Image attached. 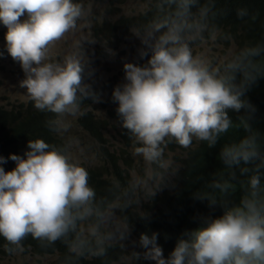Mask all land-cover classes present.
Returning a JSON list of instances; mask_svg holds the SVG:
<instances>
[{
    "label": "clouds",
    "instance_id": "obj_1",
    "mask_svg": "<svg viewBox=\"0 0 264 264\" xmlns=\"http://www.w3.org/2000/svg\"><path fill=\"white\" fill-rule=\"evenodd\" d=\"M83 1L0 0L7 53L25 73L19 81L26 90L25 100L12 103L23 102V108L30 107L45 120H53L56 132L62 134L61 115L79 110L78 123L83 100L98 99L88 109L108 119L107 129L116 121L120 136L121 131L126 133L128 139L121 137L127 145L132 139L133 154L148 166L146 176L131 180L133 192L138 190L142 198L108 200L98 196L85 169L93 166L72 160L67 155L68 142L65 153L47 139H29L23 156L9 153L8 159L15 162L10 170L0 155V237L8 251L0 253V259L16 252L27 254L21 251V241L31 235L42 244L61 240L77 258L104 256L108 247L120 243L124 253L114 264L126 253L134 256L137 264L142 256L151 264H264V133L253 126L248 114L234 121L228 111L251 107L244 93L264 76V41L237 49L234 32L228 29L222 33L212 22L218 15L217 0H154L152 18L142 27L131 28L147 46L139 50L140 56L150 52L146 63L124 62L123 82L115 86L108 78V87L98 98L82 74L86 57L81 40L92 37L77 40L75 50L59 59L51 55L52 46L76 29L85 16ZM147 1L142 11L150 6L151 0ZM237 15H248L247 8H238ZM99 36L98 40L104 37L102 33ZM215 40L234 50L217 59L210 50H203L205 43ZM105 48L104 54L113 47ZM101 49L97 45L95 51L100 54ZM86 66L94 71L91 61ZM107 92H112L107 99L115 111L114 119L108 117L107 102L102 107L106 116L94 110ZM233 128L243 129V134L221 142ZM194 141H203L207 147L220 142L218 157L223 166L193 195L206 199L210 206L219 204L222 213L201 216L198 226L178 238L165 257L157 232L137 236L124 213L132 203L150 199L166 176L177 171L165 156L167 145L189 149ZM107 144L123 165L124 150H112ZM91 147L105 160L94 166L106 164L95 139ZM237 190L240 195L233 199ZM129 229L138 239L131 250L121 242ZM28 253L51 256V260L58 255Z\"/></svg>",
    "mask_w": 264,
    "mask_h": 264
},
{
    "label": "trees",
    "instance_id": "obj_2",
    "mask_svg": "<svg viewBox=\"0 0 264 264\" xmlns=\"http://www.w3.org/2000/svg\"><path fill=\"white\" fill-rule=\"evenodd\" d=\"M124 1L126 0H107L108 9H112V6L118 7ZM216 7L218 15L212 22L222 33H227L228 29L234 32L237 49L246 43H255L258 40L264 41V0H217ZM241 7L247 8L248 15L244 17L237 15V9ZM154 11V0H151L150 6L137 14L120 13L114 19L104 18L99 26L95 28L98 36L100 33L104 36L100 38L103 42L102 45H99L102 48L100 54H104L103 47L120 42L123 36L131 31L132 27L144 26L152 18ZM98 61V59L91 60L93 67ZM94 72L95 70L91 71L85 65L82 74L85 75V82L91 85L99 98L108 85L106 82L101 85L100 81L94 77ZM244 95L251 107L242 108L239 112L229 109V115L235 121L239 115L248 114L253 126L264 133V76L258 77L246 89ZM95 101L90 97L83 100L78 124L84 132L89 133L98 142L107 163L85 168L88 172V183L95 188L98 196L105 197L108 200L115 198L134 199L131 177L127 172V168L120 165L119 156L109 152L105 145L104 133L108 127V119L97 116L93 110L88 109V105ZM105 108L109 119L116 118L115 111L112 106L110 107V104L107 103ZM242 134L243 129L233 128L227 136L221 138V142L237 138ZM121 136L128 139L123 131H121ZM37 137L49 140L50 144L52 141L53 146L66 153L67 135L65 132L62 134L56 132V124L53 120H48V117L45 120L42 114L33 111L30 107L23 108V102H15L10 106L0 105V155L5 157L6 163L4 164L9 170L15 166V162L8 159L9 153L23 156L28 147L27 141ZM219 147L220 142L213 147H207L203 141L190 147L181 159V165L175 172L172 182H168V185L160 192L155 193L150 199L143 200L142 204L132 203L125 209L124 215L128 217L129 226L134 234L139 236L141 232L149 234L153 231L157 232V243L162 247V254L165 257L174 248L178 238L185 236L198 226L201 216H216L222 213V207L219 204L210 206L206 199L200 200L193 195L198 188H201L206 181L212 178L214 172L223 166L218 157ZM239 195L240 192L237 190L233 195V199H237ZM140 211H143L144 215H139ZM21 242H24L21 250L24 253H59L57 258L47 264H69L70 261H72L70 264H83L84 262H86L84 264H97V262L98 264H114L113 262L120 259L124 253L122 245L116 243L112 244L113 248L112 246L107 248L104 256L79 257L81 259H78L68 251L67 245L61 240L54 242L55 246L50 244L49 247V244H42L40 241L32 239L31 235H28ZM5 243L4 238L0 237V253L2 254L8 252L3 247ZM39 245H42L43 248L41 246L39 248ZM140 250H143V248L141 247ZM140 263L151 264L150 260L145 259L143 256L140 258Z\"/></svg>",
    "mask_w": 264,
    "mask_h": 264
},
{
    "label": "rangeland",
    "instance_id": "obj_3",
    "mask_svg": "<svg viewBox=\"0 0 264 264\" xmlns=\"http://www.w3.org/2000/svg\"><path fill=\"white\" fill-rule=\"evenodd\" d=\"M148 4L147 0H126L118 9H108L106 0H85L83 5L86 8V14L77 22V28L69 31L63 38L57 41L51 49V55L53 58L59 59L65 53L75 50V44L77 40L83 37H89L91 39H82L81 45L86 57V64L88 65L92 59L99 58V61L94 66V77L101 82H106L109 78L115 82V86L120 84L124 80L123 63L130 61L133 63L144 64L147 61L150 52H147L143 57L140 56L139 50L146 48L147 46L141 42V39L132 31L129 32L122 42L113 43L110 49H107L104 55L96 52L97 45L101 43L96 35L94 26H98L102 19L113 13H125L132 14L138 13ZM24 17H21L23 19ZM6 32V26L0 24V103L10 105L14 100H25V88L21 87L19 81L24 78L23 72L18 61L13 60L10 54L7 53L5 47L4 34ZM103 49H106L103 47ZM203 50H210V54L214 55L217 59L222 58L229 50H234L233 47H227L217 40L208 41L203 45ZM108 94L112 92L104 93L102 96L103 101L94 106V110L101 116H106L107 112L102 109L104 102H110L107 99ZM112 96V95H111ZM79 115V110L76 114L66 113L61 115L59 124L63 128L67 135L68 142V154L69 157L75 162L85 163L94 166L104 162L103 157H99L95 150L92 149L94 139L87 133H85L76 119ZM119 126L116 121H111L109 128L105 131L107 136L106 142L108 147L112 150L118 149L119 152L123 151V157L121 158L122 164L127 168V172L130 174L132 182L140 177L146 176L148 172V166L143 159L133 154V142L127 145L126 140L120 136ZM198 142H193L196 145ZM188 148H183L174 143L167 145L165 150L166 158L177 169L180 167L181 159L184 157ZM174 174L166 176L165 180L161 183L159 188L155 192H160L168 182L173 181ZM135 198H142V194L137 190L134 193ZM141 199L140 204H142ZM118 213V209L116 210ZM127 250H131L138 244V239L133 235L129 229L127 236L121 241ZM13 256V257H12ZM50 257V258H49ZM51 256H40L36 254H23L16 252L15 254L1 258L0 264H45L51 260ZM2 261V262H1ZM116 264H137L136 258L130 253H126L122 260Z\"/></svg>",
    "mask_w": 264,
    "mask_h": 264
},
{
    "label": "bare ground",
    "instance_id": "obj_4",
    "mask_svg": "<svg viewBox=\"0 0 264 264\" xmlns=\"http://www.w3.org/2000/svg\"><path fill=\"white\" fill-rule=\"evenodd\" d=\"M14 103H15V102H14ZM27 239H28V238H27ZM32 239H33V238H32ZM25 241H26V240H25ZM33 242H34V241H33ZM33 242H32V243H33ZM59 242H60V241H59ZM23 243H24V242H23ZM32 243H31V244H32ZM55 243H56V242H55ZM61 243H62V242H61ZM37 244H38V243H37ZM37 244H36V245H37ZM3 245H4V244H3ZM53 245H54V244H53ZM23 246H24V245H23ZM25 246H26V245H25ZM25 246H24V247H25ZM31 246H32V245H31ZM33 246H35V245H33ZM40 246H41V248H43L42 245H39V248H40ZM54 246H55V245H54ZM56 246H57V245H56ZM60 246H61V245H60ZM62 246H63V244H62ZM37 247H38V246H37ZM44 247H45V246H44ZM49 247H50V244H49ZM58 247H59V246H58ZM58 247H56V248H58ZM32 248H34V247H32ZM45 248H46V247H45ZM47 248H48V247H47ZM112 248H113V246H112ZM37 249H38V248H37ZM61 249H62V248H61ZM43 250H44V249H43ZM46 250H48V249H46ZM59 250H60V248H59ZM64 250H66V249H64ZM111 250H112V249H111ZM41 251H42V249H41ZM60 251H61V250H60ZM1 252H2V251H1ZM47 252H49V251H47ZM62 252H63V251H62ZM43 253H44V252H43ZM63 253H64V252H63ZM67 253H68V252H67ZM113 253H114V252H113ZM4 254H5V253H4ZM52 254H53V253H52ZM58 254H59V253H58ZM60 254H61V253H60ZM65 255H66V254H65ZM12 257H13V256H12ZM45 257H46V256H45ZM62 257H63V255H62ZM62 257H61V258H62ZM64 257H66V256H64ZM49 258H50V257H49ZM51 258H52V257H51ZM85 258H86V257H85ZM58 259H60V258H58ZM63 259H64V258H63ZM71 259H72V258H71ZM75 259H76V258H75ZM78 259H81V258H78ZM87 259H88V258H87ZM95 259H96V257H95ZM65 260H66V258H65ZM66 261H67V260H66ZM66 261H65V263H66ZM74 261H75V260H74ZM82 261H83V260H82ZM93 261H94V260H93ZM104 261H105V260H104ZM104 261H103V262H104ZM1 262H2V261H1ZM71 262H72V261H70V262H68V263L70 264ZM77 262H78V260H77ZM77 262H76V263H77ZM73 263H74V262H73ZM78 263H79V262H78ZM84 263H86V262H84ZM84 263H83V264H84ZM89 263H90V262H89ZM97 264H98V262H97Z\"/></svg>",
    "mask_w": 264,
    "mask_h": 264
}]
</instances>
